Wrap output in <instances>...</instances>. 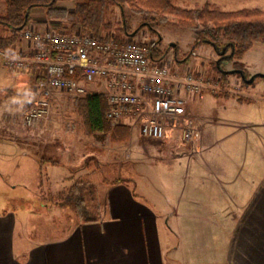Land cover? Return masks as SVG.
Wrapping results in <instances>:
<instances>
[{
  "label": "crops",
  "instance_id": "obj_1",
  "mask_svg": "<svg viewBox=\"0 0 264 264\" xmlns=\"http://www.w3.org/2000/svg\"><path fill=\"white\" fill-rule=\"evenodd\" d=\"M174 1L187 8L211 4L223 11H264V0ZM33 11L30 24H36ZM225 44L221 48L230 51L231 45ZM188 56L180 59L174 52L172 69L177 75L184 74L181 63L186 65ZM239 63L248 73H259ZM237 80L228 89L233 94L216 98L204 91V97L195 101L215 113L221 108L222 116H191L198 137L188 145L181 140L173 155L178 165L173 182H167L153 205L137 198L128 184L112 181L99 185L103 207L97 221L67 218L42 226L49 207L24 216L0 197V264H168V259L174 264H264V92L260 99L251 98L254 102H241L235 96L242 83ZM87 86L98 89L99 82ZM226 108L237 117H226ZM6 143L13 160L23 155L24 160L39 163L28 152L21 154L16 143ZM54 161L48 158L49 164H58ZM63 163L69 166L71 157Z\"/></svg>",
  "mask_w": 264,
  "mask_h": 264
},
{
  "label": "rangeland",
  "instance_id": "obj_2",
  "mask_svg": "<svg viewBox=\"0 0 264 264\" xmlns=\"http://www.w3.org/2000/svg\"><path fill=\"white\" fill-rule=\"evenodd\" d=\"M174 2L181 8H187ZM60 4L69 8L74 6V1H63ZM44 11L34 10L33 18L37 21H35L36 24L29 23L24 29H34L39 32H44L48 28L69 31L65 28L66 23L49 20ZM4 12L5 5L0 1V14ZM124 13L130 32H136L142 17L133 13L128 6H125ZM44 15L45 18L42 19L41 16ZM121 16L120 9L112 8L109 14L111 27L101 30L100 36L125 41L126 35L118 30L122 20ZM167 17V22L156 26L157 34L144 28L133 36L129 35L133 39L128 40L148 45L160 39L158 47L166 52L163 60H166L171 68L176 65L175 51L180 59L189 54L191 57L188 56L187 59L190 61L186 65L181 63L184 65L182 71L184 73L198 72L208 81L210 87L215 88L204 90L206 95L223 98L230 94L228 91L237 85L238 77L227 76L226 81H222V74L219 73L221 67L223 70L226 69L225 67H232V63L229 64V61L224 59L228 53L219 57L216 53L219 51H215L210 43L204 41L201 29H183L177 25L174 16L168 15ZM40 20L46 21V24L41 23ZM223 42L227 41H221ZM29 44L26 39L21 40L19 35L18 43L14 44L8 52L22 51L28 48ZM15 45L18 46L17 49ZM219 48L222 51L223 48ZM192 52L195 55H192ZM219 59H223L220 62L222 66L218 65ZM240 61L245 63L249 70L264 74V44H254ZM243 67L239 63V68ZM88 88L90 92L97 90V87L94 90ZM239 88L241 90L235 94L239 97V101L254 102L253 99H260V93L264 92V79L258 77L250 85L240 83ZM102 90L100 91L104 94L109 91V88L102 87ZM181 97L188 102L186 117L190 121L193 116L197 117V114L222 116L221 108H215L218 112L215 113L208 110L206 106L196 105L195 101L204 97L202 93L193 95L183 92ZM80 98L82 97H73L58 92H53L46 98L39 89L34 72L27 67H13L0 58V181L4 182V185H0V197L11 201L9 205L18 208L24 216L29 215V210L36 209L40 212L49 207V212H54V215L51 217L49 212L43 215L47 216V219L41 221L42 226L57 224L67 218L70 222L82 221L77 215L79 210L77 211L72 204L65 203L64 200L67 190L76 182L90 183L84 193V204L88 214L94 217L99 215L103 207L101 195H99L100 184L121 181L130 186L137 198L153 205L155 204L154 197H160L167 182L172 184L173 172L178 166L173 155L183 141L180 139L182 138L181 120L177 127H169L163 139L145 138L141 133V128L143 121L151 115V110L146 108L139 112L127 113L113 122L105 117L109 123V130L91 133L87 129L82 115L83 111L78 103ZM145 100L150 103L148 96ZM226 111V117L236 118L238 115L234 110L226 108ZM123 127L127 130H123ZM131 134H133L132 140ZM6 142L16 143L22 149H20L21 154L26 151L39 159V163L24 160L26 156L23 155H16V160H13L9 155L11 148ZM183 144H185L184 141ZM166 150L169 154H166ZM61 152L66 153L65 159H63L64 155L60 154ZM68 156L72 160L69 166L68 163H63L69 158ZM48 158L49 160L55 159L56 162L53 163L58 164H49ZM164 158H166L165 161ZM18 200L23 203L14 205ZM168 264L174 263L168 259Z\"/></svg>",
  "mask_w": 264,
  "mask_h": 264
},
{
  "label": "built area",
  "instance_id": "obj_3",
  "mask_svg": "<svg viewBox=\"0 0 264 264\" xmlns=\"http://www.w3.org/2000/svg\"><path fill=\"white\" fill-rule=\"evenodd\" d=\"M19 35L30 43L28 48L14 53L0 50V58L34 72L44 97L53 92L84 97L103 94L102 87L109 88L104 92L108 120L117 121L127 113L148 108L151 115L143 121V137L163 139L169 127H177L180 120L185 144L198 137L186 117L187 102L180 93L200 95L215 89L201 74L188 71L179 76L163 59L152 60L147 44L103 37L80 26L74 31L23 29ZM95 82H99L98 89L90 92L87 85Z\"/></svg>",
  "mask_w": 264,
  "mask_h": 264
},
{
  "label": "trees",
  "instance_id": "obj_4",
  "mask_svg": "<svg viewBox=\"0 0 264 264\" xmlns=\"http://www.w3.org/2000/svg\"><path fill=\"white\" fill-rule=\"evenodd\" d=\"M0 1L5 5V12L0 14V49L7 52L18 43L19 33L30 23L31 12L35 8H43L46 17L51 21L66 23L65 28L69 31H74L80 26L83 31H92L96 35H100L103 29H110L109 14L112 8L121 10L122 20L118 30L127 36L135 35L144 28L156 33V26L167 22V16L172 15L176 18L177 25L183 29H201L204 41L211 45L221 47V41H227L225 45H231L235 67H238L239 61L254 44H264V11L259 9L223 11L211 4H206L201 9L181 8L174 0H73L72 9L60 4L72 0ZM125 6L142 17L134 33L130 32L124 13ZM159 43L160 39L148 43L154 61L162 60L166 53L159 49ZM226 78L227 75H221L222 81H226ZM78 103L89 132L109 130V123L105 118L108 106L104 94H89L80 98ZM89 184L76 182L64 195L65 203H70L79 210L77 215L81 222L98 220V217L88 214L84 204V193Z\"/></svg>",
  "mask_w": 264,
  "mask_h": 264
},
{
  "label": "water",
  "instance_id": "obj_5",
  "mask_svg": "<svg viewBox=\"0 0 264 264\" xmlns=\"http://www.w3.org/2000/svg\"><path fill=\"white\" fill-rule=\"evenodd\" d=\"M134 35V34H133ZM132 35V36H133ZM214 46V45H212ZM215 47V46H214ZM226 53V48L222 49L221 52H218V55L220 57H223ZM233 55V50L231 51V53L229 54V57L231 58ZM219 65V63H218ZM221 73L223 74H229V75H235V74H239L241 76V79L242 81L245 83V84H252L254 82V80L258 77L260 78H263L264 79V74L263 73H256L254 75H252L249 79L246 78L245 74L243 73V71L241 70H231V71H221Z\"/></svg>",
  "mask_w": 264,
  "mask_h": 264
},
{
  "label": "flooded vegetation",
  "instance_id": "obj_6",
  "mask_svg": "<svg viewBox=\"0 0 264 264\" xmlns=\"http://www.w3.org/2000/svg\"><path fill=\"white\" fill-rule=\"evenodd\" d=\"M215 46V45H214ZM213 46V47H214ZM214 49H215V51L216 50H218L219 52H221V50H220V48L219 47H217V46H215L214 47ZM216 53L218 54V52L216 51ZM228 53V55H227V57L226 58H224V59H226V60H228L229 61V63L231 62L232 63V67H230L229 69H225V70H223V68L221 67V71H231V70H241V71H243V73L245 74V76H246V78L247 79H249L252 75H254V74H250V73H248L245 69H241V68H239V65H238V67H235L234 65H233V61H232V57L230 58L229 57V54L231 53V50L230 51H226V54ZM220 57V56H219ZM223 59H219V65L221 64L220 62L222 61ZM220 66H222V65H220ZM226 68V67H225ZM221 71H219V72H221ZM256 74V73H255ZM223 75H227V76H229V74H223ZM235 76H237L238 78H239V81L240 82H242L243 84H245L243 81H242V79H241V76L239 75V74H235ZM248 85V84H247ZM250 85V84H249Z\"/></svg>",
  "mask_w": 264,
  "mask_h": 264
}]
</instances>
